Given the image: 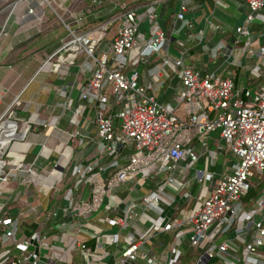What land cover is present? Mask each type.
<instances>
[{
	"label": "built area",
	"instance_id": "obj_1",
	"mask_svg": "<svg viewBox=\"0 0 264 264\" xmlns=\"http://www.w3.org/2000/svg\"><path fill=\"white\" fill-rule=\"evenodd\" d=\"M242 2L249 15L243 25L236 27L234 45H243L246 49V25L264 9V0ZM158 6L159 2L141 7L152 23L159 18ZM139 9L119 13L112 23H98L84 30L67 27L68 38L57 51L67 53L73 60L83 55L93 62L86 67L90 76L82 88L81 99L94 110L99 149L111 158L104 172L113 171V174L104 180L94 178L88 198L76 197L96 170L92 163L77 164L72 171L74 183L64 195L71 206L44 215L36 196H48L56 190L57 183L62 181L58 172L60 163L46 173L38 172L35 163H25L21 155L28 150H16V145H23L22 135L16 130L20 138H12L0 153V264H60L72 250L93 259L91 264H101L96 263L100 257L99 240L118 246L121 232L141 218H146L150 226L121 251L113 264H135L139 260L150 264H180L182 251L175 241L166 256L153 261L142 248L160 232L182 225L180 221L165 223L162 205L171 206L174 201L166 185L174 183L180 165L196 164L200 158L190 145L192 130L204 146L209 134L217 133L235 157L230 171L215 178L209 196L187 219L190 247L198 253L195 264H264V80L260 87L249 90L237 88L231 78H222L216 73L200 75L191 68L185 54L173 58L165 53L168 39L159 27L155 26L147 39L142 35L137 20ZM187 12L186 0H180L175 14L177 20L184 21ZM114 22L120 27L110 47L103 51L101 39ZM216 30L221 31V26ZM225 48L218 43L211 50L212 57H218ZM157 54L163 56L161 68L172 66L180 72L181 88L176 101L185 117H180L175 107L160 104L153 91L139 82L136 72L124 71L128 60L134 65L147 63ZM255 55L263 57L264 48ZM50 60L51 57L43 67ZM7 114L9 109L0 117V129L13 122L4 121ZM7 135L8 131L2 129L0 139ZM121 147L129 150L123 162L118 154ZM219 150H223L222 146ZM215 155L211 153L212 159ZM9 157L13 160H8ZM151 171L164 176L165 184L139 202L119 201L112 209L113 215L102 219L112 232L93 236L97 241L94 248L79 240L81 234H89L83 224L87 216L97 212L117 189ZM210 178L214 179V175L210 174ZM257 184H261V194L246 202ZM12 185L22 188V194L8 193ZM23 198L26 204L22 203ZM16 203L24 206L12 207ZM25 218H41L46 221L44 229L28 233L22 228ZM49 221L52 225L55 222L54 229L61 232L59 236L50 233ZM61 245L60 253L57 247Z\"/></svg>",
	"mask_w": 264,
	"mask_h": 264
},
{
	"label": "crops",
	"instance_id": "obj_2",
	"mask_svg": "<svg viewBox=\"0 0 264 264\" xmlns=\"http://www.w3.org/2000/svg\"><path fill=\"white\" fill-rule=\"evenodd\" d=\"M95 1L103 6L91 12L87 7L89 0H85V10L79 15H7L0 36V117L9 109L8 119L17 124V132L22 135L20 142L23 145H16V150H28L21 155L25 163H35L40 173L50 172L60 163L58 172L62 181L57 183L56 190L48 196H36L44 215L71 206L64 195L74 183L72 171L77 164L92 163L96 170L81 186L76 197L88 198L94 178L104 180L113 174V171L104 172L111 158L99 149L94 110L81 99L82 88L90 76L86 67L93 62L83 55L73 60L65 52L57 53L68 38L67 27L84 30L98 23H112L119 13L138 7L137 20L142 35L147 39L152 35L153 28L159 27L168 39L165 53L173 58L185 54L191 68L200 75L216 73L222 78L235 80L238 88L249 90L260 87L264 80V56L255 55L260 48H264V10L246 25L248 36L244 39L245 49L244 46L234 45L235 29L243 25L249 15L242 0H220L218 3L215 0H186L188 12L184 21L177 20L175 15L180 0H113L109 5H106L107 0H92V3ZM158 2L160 15L157 22L152 23L141 7ZM217 26H221L222 30H216ZM119 27L120 24L114 22L104 32L101 39L103 51L110 47ZM218 43L226 48L218 57H212L211 50ZM50 57L49 63L43 67ZM162 57L160 54L153 55L149 62L135 65L128 60L124 71L136 72L139 82L153 91L160 104L175 107L178 115L185 117L182 106L176 101L181 88L180 72L172 66L161 68ZM158 69L162 70L157 75L155 72ZM55 120L57 123L54 125ZM190 136V145L200 158L196 164L184 162L180 165L174 175V183L166 185L174 201L171 206L162 205L165 223L180 221L182 225L160 232L142 248L151 261L166 256L169 246L175 241L182 251L180 264L196 263L198 253L190 247L187 219L209 196L215 178L228 173L235 162V157L217 133L209 134L206 146L197 133ZM220 146L223 148L221 151ZM211 153H216L215 159H212ZM118 154L123 162L129 150L121 147ZM8 160L13 159L9 157ZM193 171L195 174H192ZM210 174L214 175V179L210 178ZM165 179L157 171L146 172L117 189L113 197L104 200L97 212L83 220L89 234H81L79 240L94 248L97 241L93 236L97 238L112 232L102 219L113 215L112 209L119 201L129 199L139 202L143 196L164 185ZM7 190L8 193L14 191L15 196L23 192L16 185ZM22 203L26 204L24 198ZM23 206L16 203L12 207ZM35 220L25 218L22 228L28 233L43 230L46 221L41 218ZM52 223L48 222L50 226ZM150 224L146 218L135 221L132 227L121 232L118 246L108 245L105 239H100V257L96 263L113 264L121 251ZM54 226L55 222L50 233L59 236L61 232ZM62 249L63 245L57 247L60 253ZM92 260L72 250L60 264H91ZM135 264L150 263L139 260Z\"/></svg>",
	"mask_w": 264,
	"mask_h": 264
},
{
	"label": "rangeland",
	"instance_id": "obj_3",
	"mask_svg": "<svg viewBox=\"0 0 264 264\" xmlns=\"http://www.w3.org/2000/svg\"><path fill=\"white\" fill-rule=\"evenodd\" d=\"M112 1L107 0L106 5L107 3L108 5L111 4ZM96 2L92 3V0H89L87 7L91 12L100 8L101 5ZM61 7L63 10H59ZM85 7V0H0V36L7 15H79V12L85 10ZM8 117L9 114L4 121ZM191 134L196 133L192 130ZM194 172L192 174H195Z\"/></svg>",
	"mask_w": 264,
	"mask_h": 264
},
{
	"label": "bare ground",
	"instance_id": "obj_4",
	"mask_svg": "<svg viewBox=\"0 0 264 264\" xmlns=\"http://www.w3.org/2000/svg\"><path fill=\"white\" fill-rule=\"evenodd\" d=\"M2 129L8 131L9 135H7L5 138L0 139V153L3 152L4 148L8 145V143L11 141V139H19L20 135L17 134V126L13 122H9L7 125L3 126V128L0 129V134L2 133Z\"/></svg>",
	"mask_w": 264,
	"mask_h": 264
},
{
	"label": "trees",
	"instance_id": "obj_5",
	"mask_svg": "<svg viewBox=\"0 0 264 264\" xmlns=\"http://www.w3.org/2000/svg\"><path fill=\"white\" fill-rule=\"evenodd\" d=\"M204 1L210 2V0H204ZM263 10H264V9H263ZM237 47H238V46H237ZM240 47H243V45L240 46ZM233 82L235 83V86L238 88L237 82H236L235 80H233ZM260 190H261V184H260V185L257 184V187L254 188V189H252V190L249 192V194L247 195L245 201H246V202H250L251 200L256 199V198L261 194V192H262V191H260ZM109 264H112V262H109Z\"/></svg>",
	"mask_w": 264,
	"mask_h": 264
},
{
	"label": "water",
	"instance_id": "obj_6",
	"mask_svg": "<svg viewBox=\"0 0 264 264\" xmlns=\"http://www.w3.org/2000/svg\"><path fill=\"white\" fill-rule=\"evenodd\" d=\"M59 170H62V169H59ZM31 250H34L32 247H31ZM44 254L46 253V251L44 250V251H42ZM42 261H43V259H42Z\"/></svg>",
	"mask_w": 264,
	"mask_h": 264
}]
</instances>
